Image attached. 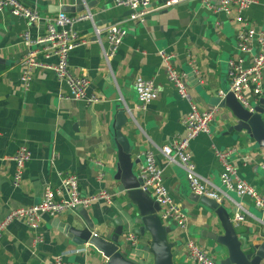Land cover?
Wrapping results in <instances>:
<instances>
[{"label":"crops","instance_id":"obj_1","mask_svg":"<svg viewBox=\"0 0 264 264\" xmlns=\"http://www.w3.org/2000/svg\"><path fill=\"white\" fill-rule=\"evenodd\" d=\"M21 1L38 9L42 20L29 24L8 11L0 13V158L11 156L26 145L32 159L18 187L13 184L14 164L0 160V219L13 208L40 202L48 185L56 188L61 184L60 172L76 174L83 195L110 191L113 204L100 200L90 208L69 210L59 217L44 215L37 230L30 228L25 220L12 222L0 236V264H47L56 256L68 264H98L92 258L93 248L73 242L60 229L59 221L69 222L86 210L96 223L97 232L108 235L114 231L112 218L129 203L118 191L119 182L115 179L117 151L113 123L118 110L123 108L127 121L122 132L132 146L136 175L143 159L138 156L153 150L172 196L188 216L185 228L163 221L172 228L169 239L174 243V261L194 264L185 253V243L193 239L220 264L227 251L210 238L212 231L218 232L216 214L202 202L190 198L195 193L185 170L178 162H169L161 149L184 134L182 120L192 104L202 110L216 108L210 132L201 134L190 144L199 175L208 187L222 188L223 167L215 148H234L230 160L239 175L264 196V148L245 132L231 131L226 118L228 110L210 103L220 91L230 90L228 60L239 57L237 36L241 26L235 12L216 13L200 0L163 9V0H153L154 11L143 22L126 25L127 35L108 65L103 53L107 48L105 28L129 12L117 6L116 0ZM83 5L85 9L79 11L78 6ZM65 6L70 8L65 11ZM60 11L71 16L91 14L90 19L76 24L87 44L71 52L69 63L75 74L90 79L89 93L100 97L98 103L87 105L60 99L59 93L66 92L67 86L44 67L34 70L28 89L20 80L21 59L27 52L22 34L28 30L36 38L45 33L46 18ZM245 17L258 32H264V0L246 10ZM95 27L100 30L99 37L94 36ZM163 51L174 53V65L187 73L189 99L181 98L169 81L160 56ZM139 76L153 78L160 90L159 96L143 112L135 108L138 99L134 82ZM247 98L252 107L258 105L264 98V84L261 97L247 93ZM100 174L104 176L100 178ZM223 205L233 218L234 211L246 210L244 221L235 224L242 239L264 242V222L252 209L259 208L250 198L231 193V199ZM103 218L111 220L107 227L99 225ZM39 235L43 236V242L36 244ZM148 240V236L140 238L135 234L134 245L129 243L132 250L128 256L151 264L152 256L145 251Z\"/></svg>","mask_w":264,"mask_h":264},{"label":"built area","instance_id":"obj_2","mask_svg":"<svg viewBox=\"0 0 264 264\" xmlns=\"http://www.w3.org/2000/svg\"><path fill=\"white\" fill-rule=\"evenodd\" d=\"M192 0H163L161 8H168ZM208 9L216 13L231 14L235 12V18L240 23V31L237 36L238 58L228 60V78L230 80V91L236 99L245 107L253 109L247 93L255 97L263 95L264 84V32H258L247 22L245 12L259 0H200ZM153 0H116V5L128 10V14L118 20L109 23L105 28L107 48L104 49V59L108 65L116 56L124 38L127 35L126 25L132 22H143L153 11ZM8 11L14 16L25 19L29 24H35L42 20L38 9L24 4L21 0H0V13ZM89 12L71 16L67 12L60 11L56 15L46 18V31L36 38H32L28 30L22 34L27 52L21 59V77L23 86L28 89L34 77V70L44 67L52 70L56 78L67 86V91L59 93L62 100L81 101L87 105L100 102V97L89 93L90 79L81 74H75L69 63L71 52L87 41L78 33L76 24L79 21L90 19ZM94 36H100L99 28L95 27ZM162 62L166 68L169 81L175 86L179 96L185 100L190 98L186 86L187 73L174 65L175 54L163 51L160 53ZM43 57L47 61L41 59ZM56 59L54 62L49 61ZM138 102L135 108L138 111H146L148 106L159 96L160 90L153 78L139 76L134 82ZM219 95L224 96L220 91ZM217 114L216 108L199 109L194 104L182 120L184 134L179 135L169 145L165 146L162 153L169 162H178L186 172V177L192 191L199 196L215 199L223 204L225 200L231 199V193L239 197H248L254 204L264 212V196L255 187L242 178L238 170L230 160L234 148L220 150L215 148V155L222 163L220 175L222 188L208 187L197 171V165L190 151L191 142L201 134L210 132V125ZM138 166L137 175L142 180L141 188L149 191L155 200L161 205L159 213L162 221L176 224L177 227L185 228L188 216L181 204L172 196L168 188L163 168L159 166L153 150H146L138 158H142ZM32 159V152L28 146L22 145L17 152L11 156L0 158L10 160L15 166L14 186L18 187L24 178L26 166ZM61 184L53 188L48 185L40 202L13 208L2 219H0V236L3 231L16 220H25L26 224L37 230L43 221L44 215L59 217L69 210L78 208H90L93 203L104 200L107 204H113V194L108 190H101L90 196L83 195L80 190L79 178L73 173H59ZM100 174V178L103 177ZM235 212L232 221L238 225L244 221L246 210L241 208ZM124 238L132 243L135 234L127 232ZM43 242V236L39 235L35 243ZM185 253L194 264H219L215 257L204 249L193 239L185 243ZM47 264H68L61 256Z\"/></svg>","mask_w":264,"mask_h":264},{"label":"water","instance_id":"obj_3","mask_svg":"<svg viewBox=\"0 0 264 264\" xmlns=\"http://www.w3.org/2000/svg\"><path fill=\"white\" fill-rule=\"evenodd\" d=\"M67 7L70 8L65 6L63 10L66 11ZM77 9L81 11L85 9V5L78 6ZM224 94L212 97L211 105L228 110L226 118L231 124V131L245 132L264 148V98L253 109H249L236 99L232 91H225ZM126 121V110H118L113 123L117 151L115 179L119 182L118 191L129 203L121 213L112 218L114 231L109 236L97 232L96 223L89 218L86 210L69 222L59 221L60 229L76 244L91 246L97 253L92 258L98 264H143L128 256L127 253L132 250L129 243L132 242L124 238L127 232L137 234L140 238L149 237L145 251L152 256L151 264H176L174 243L169 239L172 228L163 223L159 215L161 205L149 191L141 188L142 180L135 173L132 146L122 132ZM190 198L202 202L218 218V232L212 231L210 238L227 251V256L220 260V264H264V242L255 243L242 239L232 221L231 212L223 204L197 194H192ZM257 217L264 222V212L257 214ZM110 221L103 218L99 225L107 227Z\"/></svg>","mask_w":264,"mask_h":264},{"label":"rangeland","instance_id":"obj_4","mask_svg":"<svg viewBox=\"0 0 264 264\" xmlns=\"http://www.w3.org/2000/svg\"><path fill=\"white\" fill-rule=\"evenodd\" d=\"M232 194H236V193H232ZM254 208H252L254 211H256L257 214H260L262 213V210L261 209H257L255 206H253ZM175 226V225H173ZM217 263H219V260L218 259H215Z\"/></svg>","mask_w":264,"mask_h":264}]
</instances>
